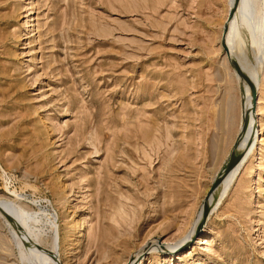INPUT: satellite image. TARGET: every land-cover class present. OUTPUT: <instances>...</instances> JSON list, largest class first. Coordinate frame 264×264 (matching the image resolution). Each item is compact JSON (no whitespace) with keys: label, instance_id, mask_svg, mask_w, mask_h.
Listing matches in <instances>:
<instances>
[{"label":"rangeland","instance_id":"1","mask_svg":"<svg viewBox=\"0 0 264 264\" xmlns=\"http://www.w3.org/2000/svg\"><path fill=\"white\" fill-rule=\"evenodd\" d=\"M231 13L0 0V264H264V45L250 147L209 202L244 118Z\"/></svg>","mask_w":264,"mask_h":264},{"label":"bare ground","instance_id":"2","mask_svg":"<svg viewBox=\"0 0 264 264\" xmlns=\"http://www.w3.org/2000/svg\"><path fill=\"white\" fill-rule=\"evenodd\" d=\"M230 4L233 9V15L225 28L226 32L222 39L224 41L223 44L230 52L235 48L233 55L231 56L230 53L229 55L235 58L247 72L254 83V89L257 91L259 86L258 75L261 69L260 60L262 59L261 55L264 45V0H230ZM241 86L245 102L242 129L232 153L223 164L218 180L214 183V188L210 192L209 202L213 198L214 201H219L222 197L243 160L244 151L250 147L252 138L250 135L253 133L252 126H254L250 112L251 94L243 81H241Z\"/></svg>","mask_w":264,"mask_h":264},{"label":"water","instance_id":"3","mask_svg":"<svg viewBox=\"0 0 264 264\" xmlns=\"http://www.w3.org/2000/svg\"><path fill=\"white\" fill-rule=\"evenodd\" d=\"M232 15L233 14L231 13L230 16H232ZM221 45H222L223 50L226 52V55H227V58H228V62L232 66V68L234 69V72H235L237 78L239 80L243 81L247 85V87H248V89L250 91V94H251V98H250L251 99L250 100L251 109H250V112H252L251 110H253V107L255 105L256 98H257L256 90L254 89V83H253V81H251V78L249 77V75L247 74V72L239 65V63L237 62V60L235 58H232L229 55V52H228L226 46L224 44H221ZM213 188H214V186H212L211 190ZM1 204L2 203H0V213L2 214L3 213V209L1 208Z\"/></svg>","mask_w":264,"mask_h":264}]
</instances>
